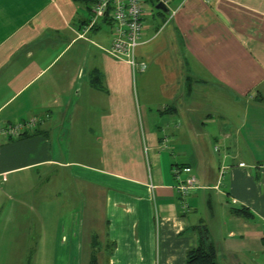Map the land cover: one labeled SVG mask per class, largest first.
<instances>
[{
    "label": "crops",
    "instance_id": "0c3cea01",
    "mask_svg": "<svg viewBox=\"0 0 264 264\" xmlns=\"http://www.w3.org/2000/svg\"><path fill=\"white\" fill-rule=\"evenodd\" d=\"M90 1L0 0V128L35 119L0 134V264L59 260L52 185L84 204L101 264H185L203 225L219 264H264V0L145 13L134 73L107 52L109 18L85 30Z\"/></svg>",
    "mask_w": 264,
    "mask_h": 264
},
{
    "label": "built area",
    "instance_id": "2783aa9c",
    "mask_svg": "<svg viewBox=\"0 0 264 264\" xmlns=\"http://www.w3.org/2000/svg\"><path fill=\"white\" fill-rule=\"evenodd\" d=\"M148 1L161 2L166 6L169 2V0H91L89 4L91 17L85 25V30L94 27L99 20L109 18L112 39L107 52L113 57L125 61L133 73L143 71L147 66L144 60H139L136 57V46L139 43V36L144 26L145 11L143 5ZM34 125L35 119L32 117L15 121L0 128V134L17 137L21 131L32 128ZM239 165L244 164L239 163ZM183 170L190 171L188 167H184ZM174 172L178 174L179 169H175ZM198 184L197 177L192 173L178 180L176 187L180 194V203L183 210L188 208V194Z\"/></svg>",
    "mask_w": 264,
    "mask_h": 264
},
{
    "label": "rangeland",
    "instance_id": "374dc122",
    "mask_svg": "<svg viewBox=\"0 0 264 264\" xmlns=\"http://www.w3.org/2000/svg\"><path fill=\"white\" fill-rule=\"evenodd\" d=\"M155 4L156 3L154 1H148L144 4L143 7L145 13L157 11L158 9L155 8ZM23 177L24 178L21 180L28 184V181L32 180L36 176L31 171H27L23 172ZM28 188V185L21 186V189L23 190H27ZM50 189L54 190L58 188L52 185ZM51 190L50 194L54 196V193ZM61 190H63L62 187ZM61 194L64 193L61 192ZM52 196L51 201L49 204H46L44 209L46 212L44 213L46 216L44 220L46 221V225L48 224V227L51 230L55 228L58 220H60L59 228L61 230V236H66V249L57 251V254L60 253V256L57 257L59 260L57 259L58 261H56L55 264H101L97 249L99 245L97 246L96 243L91 244V234L95 230L91 229V225L85 216V208L83 207L84 204L78 203V210L74 211L70 208L73 205L71 201H66L65 203L54 201L55 199H53ZM65 210L66 214L64 215ZM52 237L53 235H50V233L46 235V239H49L50 242H52ZM53 251L54 250L51 249L48 250L51 264H54Z\"/></svg>",
    "mask_w": 264,
    "mask_h": 264
},
{
    "label": "trees",
    "instance_id": "16d2710c",
    "mask_svg": "<svg viewBox=\"0 0 264 264\" xmlns=\"http://www.w3.org/2000/svg\"><path fill=\"white\" fill-rule=\"evenodd\" d=\"M232 211L242 216L249 217L252 215L245 207L234 208ZM262 242L264 244V236L262 237ZM185 264H219L216 248L210 240L208 231L204 225L198 228V241L196 245L187 249L185 253Z\"/></svg>",
    "mask_w": 264,
    "mask_h": 264
},
{
    "label": "water",
    "instance_id": "95a60500",
    "mask_svg": "<svg viewBox=\"0 0 264 264\" xmlns=\"http://www.w3.org/2000/svg\"><path fill=\"white\" fill-rule=\"evenodd\" d=\"M155 8L164 12L168 10V7L161 2L156 3Z\"/></svg>",
    "mask_w": 264,
    "mask_h": 264
}]
</instances>
